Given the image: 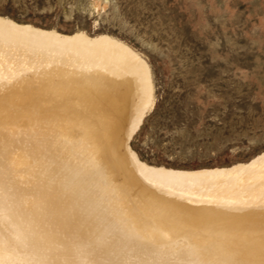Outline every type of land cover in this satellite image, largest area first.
<instances>
[{"label": "bare ground", "instance_id": "6f19581e", "mask_svg": "<svg viewBox=\"0 0 264 264\" xmlns=\"http://www.w3.org/2000/svg\"><path fill=\"white\" fill-rule=\"evenodd\" d=\"M155 101L126 41L0 15V264H138V239L264 264V150L230 166L150 164L130 141Z\"/></svg>", "mask_w": 264, "mask_h": 264}, {"label": "rangeland", "instance_id": "374dc122", "mask_svg": "<svg viewBox=\"0 0 264 264\" xmlns=\"http://www.w3.org/2000/svg\"><path fill=\"white\" fill-rule=\"evenodd\" d=\"M0 15L108 33L145 57L156 101L130 144L146 162L230 166L264 150V0H0ZM136 244L138 264H212L188 244ZM98 260L116 264L117 256Z\"/></svg>", "mask_w": 264, "mask_h": 264}]
</instances>
